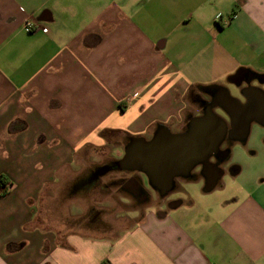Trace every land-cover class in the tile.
Listing matches in <instances>:
<instances>
[{"label": "crops", "instance_id": "1", "mask_svg": "<svg viewBox=\"0 0 264 264\" xmlns=\"http://www.w3.org/2000/svg\"><path fill=\"white\" fill-rule=\"evenodd\" d=\"M241 69L264 75V0H0V177L9 183L0 264H264V169L246 177L236 164L229 186L239 189L182 183L201 191L138 209L141 219L115 236L59 244L30 226L46 188L103 144L102 132H178L192 93L211 86L219 109L238 114L232 122L247 120L239 89L249 74L228 81ZM222 88L240 104L226 105ZM254 88L248 138L234 149L252 132L257 155L264 82Z\"/></svg>", "mask_w": 264, "mask_h": 264}, {"label": "rangeland", "instance_id": "2", "mask_svg": "<svg viewBox=\"0 0 264 264\" xmlns=\"http://www.w3.org/2000/svg\"><path fill=\"white\" fill-rule=\"evenodd\" d=\"M172 4V3H171ZM124 124V120H121ZM182 127L177 128L178 130ZM157 130V126L154 131ZM100 136L104 143L96 147H89L79 154L75 161L79 162L75 168L64 170L58 177L57 182L46 188L43 192L40 202L37 204V213L31 223V228L46 230L56 237L59 244H64L67 237L71 234H81L86 237H103L105 235L115 236L120 231L133 226L141 219V214L133 213L139 207L126 194L121 193L116 188L101 192L92 190L89 196L83 197L70 192L71 185L75 179L81 176L87 169L95 164H101L108 159L120 160L124 155L126 134L118 131L102 132ZM150 137V136H149ZM253 143L259 144V141L252 136L245 146H237L233 149L230 164H236L243 168V174L246 177H252L256 171L264 169V153L255 154ZM128 173L114 172L105 177L102 181L106 182L112 178L127 177ZM224 196L231 191L239 189V185L229 186ZM192 184L181 187L189 190V193L196 194L197 188ZM233 189V190H229ZM151 195V204L146 205L153 208L159 207L158 191L149 190ZM227 194V195H226ZM181 194H175L171 198L181 197ZM199 195V194H198ZM103 210V215L97 220L96 228H88V214L90 209ZM139 211V210H138ZM142 212V211H141Z\"/></svg>", "mask_w": 264, "mask_h": 264}, {"label": "flooded vegetation", "instance_id": "3", "mask_svg": "<svg viewBox=\"0 0 264 264\" xmlns=\"http://www.w3.org/2000/svg\"><path fill=\"white\" fill-rule=\"evenodd\" d=\"M244 83L240 86V93L242 97H239L241 102L244 104L243 118H248V106L250 101L255 97V95H260V91L255 89V85L264 82V77L256 78L255 80L251 76H244ZM235 82H238L235 81ZM192 104L194 111L187 113L186 121L183 123L182 127L178 132L173 134L182 135H192V133L198 134L195 131L199 128L200 124L208 117L209 110L212 108L213 111L222 116L223 119L228 124V131L224 136L222 143L219 147L211 152V158L208 162L204 161L203 158H197L194 168L191 170L189 176H184L183 174L175 179V187L171 192L166 194L158 191V202L159 206H174L178 204L176 201L168 200L181 189L182 183L185 182H199L201 181L205 188H222L226 183V179H230V176L234 172L235 167L230 166V160L232 157L233 149L236 145V141L240 139L237 137V132L239 131V126L237 123L232 122L231 118H236L237 113L229 109V114L226 116L220 109L222 104V98L217 92L212 90L203 89L202 92L192 93ZM156 130L150 135V137L144 138L147 141L151 140L155 134ZM125 139V149L131 145V138L124 136ZM116 160L108 159L101 164H95L91 168L87 169L81 176L75 179L71 185L70 192L76 195H82L83 197L89 196L92 190H100L101 192L108 191L109 189L116 188L123 194L128 195L137 206L143 207L150 205L151 195L149 190L151 189L144 175L139 173H128L119 172L116 170H110L114 167ZM106 170L104 175H100L101 172ZM128 173L127 177L112 178L109 181L103 182L102 180L112 175V173ZM99 174V176H97ZM234 174V173H233ZM103 215V210H97L95 208L90 209L88 214V228L95 227L97 220ZM96 228V227H95Z\"/></svg>", "mask_w": 264, "mask_h": 264}, {"label": "water", "instance_id": "4", "mask_svg": "<svg viewBox=\"0 0 264 264\" xmlns=\"http://www.w3.org/2000/svg\"><path fill=\"white\" fill-rule=\"evenodd\" d=\"M249 74L260 78L258 75L247 70L241 69L228 81L232 83L241 74ZM208 90L219 88L218 86L206 87ZM224 91V102L229 107L240 102L231 96L228 89ZM264 110V107H263ZM251 119L238 121L237 124L242 128L240 141L244 142L248 138ZM198 134L192 135L173 134L164 125H158L153 138L147 141L144 138H131V145L125 151L122 159L117 160L114 167L110 170L119 172L139 173L146 177L148 186L155 191L164 194L170 192L175 187V179L182 174L189 176L194 168L197 158H203L208 162L211 152L222 143L228 124L211 108L208 117L196 128ZM218 140L214 141V137ZM104 170L100 175H104ZM99 176V174L97 175Z\"/></svg>", "mask_w": 264, "mask_h": 264}, {"label": "trees", "instance_id": "5", "mask_svg": "<svg viewBox=\"0 0 264 264\" xmlns=\"http://www.w3.org/2000/svg\"><path fill=\"white\" fill-rule=\"evenodd\" d=\"M9 183L4 176L0 177V196H6Z\"/></svg>", "mask_w": 264, "mask_h": 264}, {"label": "built area", "instance_id": "6", "mask_svg": "<svg viewBox=\"0 0 264 264\" xmlns=\"http://www.w3.org/2000/svg\"><path fill=\"white\" fill-rule=\"evenodd\" d=\"M36 24H35V22L34 21H29V22H27L26 23V25H25V31L27 32V33H31V32H33L35 29H36Z\"/></svg>", "mask_w": 264, "mask_h": 264}, {"label": "bare ground", "instance_id": "7", "mask_svg": "<svg viewBox=\"0 0 264 264\" xmlns=\"http://www.w3.org/2000/svg\"><path fill=\"white\" fill-rule=\"evenodd\" d=\"M218 140V136L214 137V141H217Z\"/></svg>", "mask_w": 264, "mask_h": 264}]
</instances>
